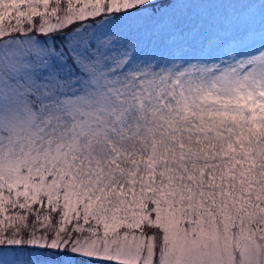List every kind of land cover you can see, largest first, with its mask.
I'll list each match as a JSON object with an SVG mask.
<instances>
[{
    "label": "snow or ice",
    "instance_id": "snow-or-ice-1",
    "mask_svg": "<svg viewBox=\"0 0 264 264\" xmlns=\"http://www.w3.org/2000/svg\"><path fill=\"white\" fill-rule=\"evenodd\" d=\"M215 3L0 0V105L51 113L47 133L34 132L31 118L0 131V264L7 251L15 264H264V199L246 204L222 236L217 213L174 183L150 180L113 203L98 160H118L116 146L133 137L179 131V121L201 134L222 122L235 135L233 116L264 125V47L223 68L173 60L139 87L102 90L110 62L142 39L177 50L243 44L257 3L264 27V0H249L245 18ZM112 21L129 34L94 39L96 24ZM254 143L264 147V137Z\"/></svg>",
    "mask_w": 264,
    "mask_h": 264
},
{
    "label": "rangeland",
    "instance_id": "rangeland-1",
    "mask_svg": "<svg viewBox=\"0 0 264 264\" xmlns=\"http://www.w3.org/2000/svg\"><path fill=\"white\" fill-rule=\"evenodd\" d=\"M248 4L249 0H216L213 7L221 15L245 18L249 11ZM255 8L256 15L249 21L250 31L243 44L234 41L231 44L217 43L177 50L142 39L139 48L124 53V58L110 62L106 71L112 83L102 90L124 89L130 84L139 87L143 79L173 67L170 63L173 60L181 64L185 61L194 64L208 61L220 68L232 66L237 61L244 62L264 47V27L261 25L258 3ZM117 33L123 36L129 34L123 27V21H112L110 24L99 22L93 28L96 40L115 38ZM137 35L143 37V32ZM50 117L51 113L44 110L28 113L0 105V131H5L11 122L31 118L34 132L47 133L50 131ZM231 122L237 125L235 135L220 131L222 122H217L211 132L205 130L201 134L197 129L184 131L187 125L179 121L176 125L179 131L169 133L156 130L119 143L116 146L118 160L98 155L102 171L112 185L108 195L113 203L120 200V191L127 192L135 187L139 194L150 180H155L157 188L161 184L174 183L177 187L191 190L197 201L203 198L208 207L217 213L214 221L217 231L222 236L228 235V220L238 224L240 218L246 215V204L264 199V147L254 143L255 138L264 137V125L256 123L255 115L247 126L235 116L231 117ZM205 127L207 129V125ZM16 256V253L7 251L6 264H15Z\"/></svg>",
    "mask_w": 264,
    "mask_h": 264
}]
</instances>
